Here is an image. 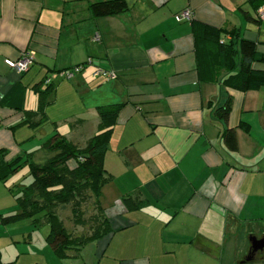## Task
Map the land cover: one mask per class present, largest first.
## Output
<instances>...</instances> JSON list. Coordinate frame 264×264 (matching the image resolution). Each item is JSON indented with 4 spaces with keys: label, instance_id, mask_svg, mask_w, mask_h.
I'll return each instance as SVG.
<instances>
[{
    "label": "crops",
    "instance_id": "obj_1",
    "mask_svg": "<svg viewBox=\"0 0 264 264\" xmlns=\"http://www.w3.org/2000/svg\"><path fill=\"white\" fill-rule=\"evenodd\" d=\"M96 1L0 0V149L3 160L42 162L61 124L82 145L99 125L96 107L122 103L103 161L111 231L58 254L44 220H0V264H234L238 229L264 219V86L240 91L203 79L191 20L175 15L190 8L195 21L239 28L258 52L264 20L244 17L255 18L249 0H126L127 12L93 17ZM26 49L35 52L26 71L4 63ZM82 63L70 79L58 76ZM96 67L116 78L95 77ZM228 96L224 124L214 110ZM226 125L236 151L221 138ZM8 177L0 216L18 211ZM125 196L145 203L126 210Z\"/></svg>",
    "mask_w": 264,
    "mask_h": 264
},
{
    "label": "trees",
    "instance_id": "obj_2",
    "mask_svg": "<svg viewBox=\"0 0 264 264\" xmlns=\"http://www.w3.org/2000/svg\"><path fill=\"white\" fill-rule=\"evenodd\" d=\"M249 3L257 10L264 0H249ZM128 10L126 0H100L90 4L93 17L118 15ZM244 17L255 23L259 21L247 12H244ZM191 24L198 73L203 79L220 82L226 87L240 91L256 90L264 86V69L254 67L255 63H264V52L257 51L255 41L244 38L236 27L218 28L193 19ZM47 85L48 90L50 84ZM122 106V103L97 106L99 125L96 132L82 145L59 132L52 134L43 144L50 156L42 162H36L30 156L23 160L20 157L3 160L5 152L0 149V179L5 180L24 165L31 176L26 185L10 189L18 211L0 216L1 222L8 224L25 218L35 222L44 220L50 228L47 236L49 244L58 254H62L66 249H79L86 242L111 231L109 217L101 205L102 186L111 179L103 161L113 125ZM230 108L231 100L228 96L221 105L216 106V118L226 124ZM26 117L28 120L30 115L27 114ZM221 138L228 150H237V138L233 128L224 126ZM89 199L96 211L91 219V231L74 235L66 230L57 213L58 206L70 205L77 221L82 224L84 220L80 221V216L83 214L84 204ZM144 203V200L134 201L130 196L121 199V204L126 210L138 209Z\"/></svg>",
    "mask_w": 264,
    "mask_h": 264
},
{
    "label": "rangeland",
    "instance_id": "obj_3",
    "mask_svg": "<svg viewBox=\"0 0 264 264\" xmlns=\"http://www.w3.org/2000/svg\"><path fill=\"white\" fill-rule=\"evenodd\" d=\"M59 131L62 132L67 136V133L69 131V126L67 124H61L59 126ZM31 180V176L28 174V168L27 166H23L19 168V170L13 174H11L6 183L8 186L12 187L13 189H17L18 187L22 185H26ZM102 205V203H101ZM57 213L62 219L65 228L70 233H73L74 235L80 233V234H87L91 231L92 228V218L96 214V211L92 208L91 199L87 200L86 203L83 206V214L80 216L82 219L80 221L84 220L83 223L77 221V217L72 212V208L70 205H60L58 206ZM242 226V225H241ZM244 229L241 230L238 229V234H243L241 231H245L244 235L239 237V235H236L237 239L235 241V254H234V264H240L243 256L247 254L248 249V242L250 241V235L247 234L248 230L254 233V235L258 236L262 231H264V219H258L253 222H249V226L243 224ZM247 229H246V227ZM42 228H48L47 226H44ZM246 229V230H245ZM220 244V243H219ZM246 264H264V259H257L254 262H248Z\"/></svg>",
    "mask_w": 264,
    "mask_h": 264
},
{
    "label": "built area",
    "instance_id": "obj_4",
    "mask_svg": "<svg viewBox=\"0 0 264 264\" xmlns=\"http://www.w3.org/2000/svg\"><path fill=\"white\" fill-rule=\"evenodd\" d=\"M193 17V12L190 8H184L180 12H178L175 15V19L177 21L182 20H191ZM255 17L258 20H264V4L261 5L255 12ZM96 40H98V35H95L94 37ZM228 38V36L226 37ZM35 58V52L33 49H26L23 50L18 57L12 59V58H5L4 63L12 69H15L18 72H24L27 69L30 68V66L34 63ZM89 61V60H87ZM84 63H89V62ZM77 64L70 68H65L63 70L58 71V76L70 79L75 73L80 72L83 67H85V64ZM93 75L95 77H102L104 79H115L116 74L112 70L104 69L102 67H96L93 71ZM51 81L50 77H46L44 82L48 84Z\"/></svg>",
    "mask_w": 264,
    "mask_h": 264
},
{
    "label": "flooded vegetation",
    "instance_id": "obj_5",
    "mask_svg": "<svg viewBox=\"0 0 264 264\" xmlns=\"http://www.w3.org/2000/svg\"><path fill=\"white\" fill-rule=\"evenodd\" d=\"M250 235V241L248 242L247 254L243 256L240 264H246L248 262H254L257 259H264V231L260 235Z\"/></svg>",
    "mask_w": 264,
    "mask_h": 264
}]
</instances>
